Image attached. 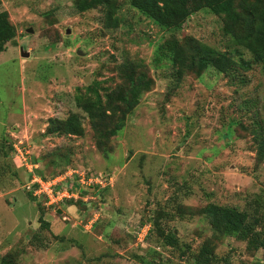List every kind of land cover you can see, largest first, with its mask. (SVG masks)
Masks as SVG:
<instances>
[{
  "label": "rangeland",
  "instance_id": "1",
  "mask_svg": "<svg viewBox=\"0 0 264 264\" xmlns=\"http://www.w3.org/2000/svg\"><path fill=\"white\" fill-rule=\"evenodd\" d=\"M76 1L0 0L14 32L0 53V259L264 264L262 249L213 231L202 213L215 204L264 221L260 67L197 73L190 62L176 75L163 51L170 39L250 60L207 8L169 29L130 0L84 12ZM138 75L148 86L134 97ZM93 89L102 103L115 93L117 110L101 123L106 140L76 104ZM58 177L72 204H48Z\"/></svg>",
  "mask_w": 264,
  "mask_h": 264
},
{
  "label": "trees",
  "instance_id": "2",
  "mask_svg": "<svg viewBox=\"0 0 264 264\" xmlns=\"http://www.w3.org/2000/svg\"><path fill=\"white\" fill-rule=\"evenodd\" d=\"M104 0H77L75 8L84 12L96 6H106ZM136 9L149 15L159 25L175 29L190 13L201 8H207L212 14L220 17L222 32L235 45L242 47L250 56L249 61L235 62L230 57L205 45L191 42L179 44L170 39L165 42L163 51L169 55V61L179 77L182 70L187 69L190 62L197 73L210 67L222 74H229L234 67L246 71L251 65H258L264 76V0H130ZM111 19V13L105 14V20ZM13 27L8 23L4 11H0V53L4 51L5 43L13 38ZM133 69H135L133 67ZM142 75L137 76L138 83L129 89V94L136 96L139 89L148 83L143 82ZM114 92L105 95L102 103L96 89L91 96L76 97V104L90 120V127L98 140H106L108 134L101 128L106 115L115 114L117 108L112 104ZM115 98H118L115 96ZM119 103L123 99L118 98ZM71 120V119H70ZM71 132L72 129L66 128ZM5 142H0V146ZM10 148V147H8ZM260 159L264 156V139L256 148ZM81 204L80 201H77ZM68 204H72L68 199ZM211 229L218 233L236 236L241 241H247L254 249H262L264 253V221L254 215L235 208L208 204L202 210ZM42 228L48 226L40 220ZM12 257L7 254L1 257L0 264H13Z\"/></svg>",
  "mask_w": 264,
  "mask_h": 264
},
{
  "label": "built area",
  "instance_id": "3",
  "mask_svg": "<svg viewBox=\"0 0 264 264\" xmlns=\"http://www.w3.org/2000/svg\"><path fill=\"white\" fill-rule=\"evenodd\" d=\"M62 180L63 179H60V177H58V178L55 179V181L51 182L48 191L45 193V197L49 200L48 204H53L55 201L57 202L58 200H60V199L62 200L63 198H68L69 199L72 196L71 194H69L64 189L63 190L56 189L57 188V184L59 182H61ZM81 181H83V179ZM60 191H61V193H60Z\"/></svg>",
  "mask_w": 264,
  "mask_h": 264
},
{
  "label": "water",
  "instance_id": "4",
  "mask_svg": "<svg viewBox=\"0 0 264 264\" xmlns=\"http://www.w3.org/2000/svg\"><path fill=\"white\" fill-rule=\"evenodd\" d=\"M26 31H27V33H31V29H27ZM66 33H68V31H66ZM24 56L26 57L27 55L24 54Z\"/></svg>",
  "mask_w": 264,
  "mask_h": 264
}]
</instances>
